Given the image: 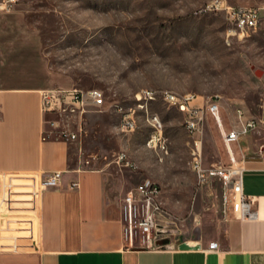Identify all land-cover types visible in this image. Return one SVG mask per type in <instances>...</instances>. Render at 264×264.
I'll return each mask as SVG.
<instances>
[{"label":"rangeland","instance_id":"obj_1","mask_svg":"<svg viewBox=\"0 0 264 264\" xmlns=\"http://www.w3.org/2000/svg\"><path fill=\"white\" fill-rule=\"evenodd\" d=\"M208 1L15 0L9 11L0 12V41H5L8 48L0 46V53L11 50L10 44L18 40L15 34L3 35L4 30L12 28L6 17L17 15L22 26L34 28L40 53L50 70L68 86L97 87L102 91V106L68 120L72 130L77 120L81 122V131L67 140L68 166L104 168L122 177L126 188L140 177L155 181L160 188L161 212L158 218L156 211L155 219L166 221L168 239H194L198 232L212 236L220 231V221L227 210L218 179L197 181L190 159L192 138L200 140L205 167L229 164L230 152L237 156L239 148L249 144L246 136L228 146L224 141L223 132L237 120L235 109L240 107L243 115L257 119L261 107L264 26L238 35L223 11L203 9ZM223 1L264 5V0ZM13 30L16 31L13 27L10 32ZM4 63L8 71L11 60ZM141 88L166 89L172 94L193 92L198 101L216 97L219 110L217 115L208 114L201 132L191 136L183 126L181 112L168 106L159 93L151 94L146 108L135 107L134 93ZM114 104L121 109L115 110ZM128 107L134 109L133 128L120 130L121 115ZM153 113L161 122L166 147L162 157L145 146L147 136L154 134V123L148 122ZM47 117L59 118L56 114ZM57 130L58 126L48 122L43 134L47 138L59 137ZM118 151H124L134 167L115 163ZM8 193L12 207H1L5 213L0 216L25 215L18 207L27 201L31 205L35 189L25 196ZM20 196L26 199L20 200ZM23 201L17 203L18 207L14 205ZM139 235L134 233L131 246L140 243ZM26 239L27 231L18 227L0 231V250H26Z\"/></svg>","mask_w":264,"mask_h":264},{"label":"crops","instance_id":"obj_2","mask_svg":"<svg viewBox=\"0 0 264 264\" xmlns=\"http://www.w3.org/2000/svg\"><path fill=\"white\" fill-rule=\"evenodd\" d=\"M6 20L16 31L6 29L3 35L15 34L18 40L0 53V214L5 213L1 207H12L8 192L25 196L35 189V194L31 205L14 203L25 215L0 216V231L24 229L22 242L28 245L23 251L0 250V264H264V71L256 126L239 137L246 136L249 144L237 156L230 152L242 166V190L254 199L255 217L240 218L230 203L220 231L212 236L198 232L194 239H168L166 221L156 219L164 226L157 228L161 235L154 245L131 246L122 231L121 198L143 177L126 188L122 177L104 168L68 166V142L42 137L47 116L54 113L40 111L38 90L68 84L44 63L34 28L22 26L17 15ZM5 43L0 41L3 50ZM7 59L12 63L8 71ZM238 125L236 120L231 127ZM53 170L60 171L58 183L40 186ZM211 241L217 248H208Z\"/></svg>","mask_w":264,"mask_h":264},{"label":"built area","instance_id":"obj_3","mask_svg":"<svg viewBox=\"0 0 264 264\" xmlns=\"http://www.w3.org/2000/svg\"><path fill=\"white\" fill-rule=\"evenodd\" d=\"M15 0H0V12L9 11ZM205 10H221L226 20L238 31V35L248 34L258 26H264V5L261 7L248 5H232L223 0H209L203 6ZM150 93H159L166 99L168 106L178 109L182 114V123L185 128L190 129V135L200 133L205 117L208 114L217 115L219 110L218 99L208 97L205 101H198L193 92H183L182 94H171L166 89L153 90L141 88L134 93L138 108H146V103L150 101ZM40 111L53 112L59 118L49 120L53 126H58V136L63 140H72L81 131L80 121L77 120L74 130L69 128L70 118L81 117L87 107L96 108L103 105L104 99L102 91L97 87L82 88L78 86L50 87L38 90ZM115 110H120L119 105H115ZM127 112L121 115L119 122L120 130H130L134 125L132 107L127 108ZM235 116L239 122L237 127H230L223 132V138L228 146L230 142L237 141L241 135L256 126L254 118H244L240 107L235 109ZM148 122L154 123V135L147 136L145 146L155 152H161V157L166 153L164 139L161 136V122L153 117H148ZM42 137H45L42 130ZM199 138H192L193 146L190 148V159L192 160V170L199 183L204 182L209 177H215L223 187V203L227 209L228 204L234 203L240 218H254L256 211L252 208L253 197L245 195L242 190V166L237 164L230 153L231 162L229 164H218L205 167L202 165ZM115 163L126 167H134L126 159L124 151H118L114 157ZM77 170L79 168H76ZM60 171L53 170L46 177L39 181L40 186L54 185L58 183ZM71 182L70 185H74ZM160 188L155 181L149 178L139 180L134 186L127 189L121 198L120 218L122 221V231L127 242L131 245L133 235H139L140 246L154 245V240L161 235L157 228H162L164 224L155 219L156 211H160ZM237 200V202H236ZM227 205V206H226ZM226 211V210H225ZM208 248H217V243L209 242Z\"/></svg>","mask_w":264,"mask_h":264},{"label":"bare ground","instance_id":"obj_4","mask_svg":"<svg viewBox=\"0 0 264 264\" xmlns=\"http://www.w3.org/2000/svg\"><path fill=\"white\" fill-rule=\"evenodd\" d=\"M170 93V92H169ZM151 94H155V93H150V100H151ZM172 94V93H171ZM160 95V94H159ZM166 102H167V100L166 99H164ZM156 119H157V117H156ZM187 130L190 132V129L189 128H187ZM154 135V134H153ZM152 135V136H153ZM151 136V135H150ZM156 153H161V152H156ZM125 155H126V153H125ZM126 159L128 160V161H130V164L132 165V166H134V164H133V162H132V160H130L128 157H127V155H126Z\"/></svg>","mask_w":264,"mask_h":264},{"label":"water","instance_id":"obj_5","mask_svg":"<svg viewBox=\"0 0 264 264\" xmlns=\"http://www.w3.org/2000/svg\"><path fill=\"white\" fill-rule=\"evenodd\" d=\"M257 71H259V69H258V68H257V69H254V72H255V73H257Z\"/></svg>","mask_w":264,"mask_h":264}]
</instances>
